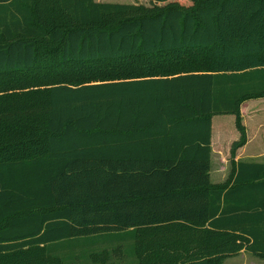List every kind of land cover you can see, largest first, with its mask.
Instances as JSON below:
<instances>
[{
  "label": "trees",
  "instance_id": "16d2710c",
  "mask_svg": "<svg viewBox=\"0 0 264 264\" xmlns=\"http://www.w3.org/2000/svg\"><path fill=\"white\" fill-rule=\"evenodd\" d=\"M191 1L0 0V264L264 259V164L236 161L264 0ZM219 115L240 138L213 183Z\"/></svg>",
  "mask_w": 264,
  "mask_h": 264
},
{
  "label": "crops",
  "instance_id": "0c3cea01",
  "mask_svg": "<svg viewBox=\"0 0 264 264\" xmlns=\"http://www.w3.org/2000/svg\"><path fill=\"white\" fill-rule=\"evenodd\" d=\"M255 100L256 101L254 102H250L252 100H249L243 103L241 108L242 119L245 122H243V124L246 126L247 130L248 142L245 146L237 151L236 161L256 162L264 164V98ZM249 102L251 104H256L257 102H259V105L257 104L258 106H250ZM261 104L262 106H260ZM248 121L250 122V124ZM221 127L225 126H219L218 128L212 127V156L210 176L213 183H222L229 176L230 172H228L227 169L228 164H230L231 166V147L232 144L240 138V135L238 136L239 131L237 128V133H234L233 136L227 138L225 135H223V133H225L226 131H224ZM215 157L220 159L219 165H221L223 169V173L221 175L224 174V178L222 180H219L218 182L213 181L214 177H218L217 175L215 176L212 171L213 160L215 159ZM108 238L110 237H104L103 235H101L96 237V240H93L97 243H103ZM97 248L100 249L101 246ZM247 254L250 253L247 251H242L236 256L227 258L224 264H236L235 261H232L233 258L241 257Z\"/></svg>",
  "mask_w": 264,
  "mask_h": 264
},
{
  "label": "rangeland",
  "instance_id": "374dc122",
  "mask_svg": "<svg viewBox=\"0 0 264 264\" xmlns=\"http://www.w3.org/2000/svg\"><path fill=\"white\" fill-rule=\"evenodd\" d=\"M96 1H98V2H106V3L143 4V5L149 6V5L152 4V2L154 0H96ZM171 1H179L180 3H182V4L186 5V6L192 5V1L191 0H171ZM260 99H262V98H260ZM254 101H256V100L252 99V101H250V102H254ZM250 102H249L250 106H258L259 105V102H257L256 104H253V103L251 104ZM260 106H262V104ZM249 124H250V122H249ZM219 126H225V127H221V128L224 131H226L225 133H223V135H225L227 138H229L230 136H233L234 133H237V129H236L237 127H236V124H235V116H233V115H219V116H216L213 119V127L218 128ZM239 135H240V132L238 133V136ZM263 160H264V158H263ZM219 163H220V159L215 157V159L213 160L212 171L215 174V176L217 175L218 177H214L213 178L214 182H218L219 180H222L224 178L223 177L224 174L221 175L223 173L222 172L223 169H222L221 165H219ZM230 169H231V166H230V164H228L227 171L230 172ZM90 245H92V244H90ZM92 248L96 249V246L94 245V247H92ZM79 253H80V250H79L78 254ZM232 261H235L236 264H264V259L258 258V257L254 256L252 254L251 255L247 254V255H244V256H241V257L233 258Z\"/></svg>",
  "mask_w": 264,
  "mask_h": 264
}]
</instances>
